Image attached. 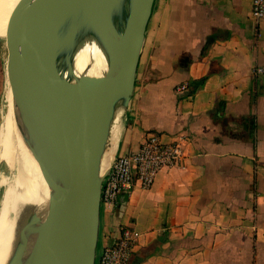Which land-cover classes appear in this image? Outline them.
<instances>
[{
	"label": "crops",
	"instance_id": "obj_1",
	"mask_svg": "<svg viewBox=\"0 0 264 264\" xmlns=\"http://www.w3.org/2000/svg\"><path fill=\"white\" fill-rule=\"evenodd\" d=\"M250 9L251 0L154 1L104 169L147 133L183 135L185 159L101 208L97 250L126 225L139 233L128 264H264V17L254 22ZM204 76L177 98L175 85Z\"/></svg>",
	"mask_w": 264,
	"mask_h": 264
},
{
	"label": "water",
	"instance_id": "obj_2",
	"mask_svg": "<svg viewBox=\"0 0 264 264\" xmlns=\"http://www.w3.org/2000/svg\"><path fill=\"white\" fill-rule=\"evenodd\" d=\"M127 1L123 28L114 14ZM155 0H19L2 39L4 82L28 149L48 188L43 218L20 206L8 264H94L101 172L114 126L127 111ZM79 29L91 30L106 56L99 76L68 81L58 53Z\"/></svg>",
	"mask_w": 264,
	"mask_h": 264
},
{
	"label": "bare ground",
	"instance_id": "obj_3",
	"mask_svg": "<svg viewBox=\"0 0 264 264\" xmlns=\"http://www.w3.org/2000/svg\"><path fill=\"white\" fill-rule=\"evenodd\" d=\"M18 1L0 0V37H4L8 18ZM126 13L127 1L124 2L120 11L114 14L113 21L117 29L123 28ZM55 66L63 77L74 82L81 75H101L106 68V56L94 33L88 29H79L72 47L63 49L58 53ZM8 102L10 112L8 109L6 117L4 110L1 113L4 133L0 160L11 167H13L15 160L17 161L20 185L13 205L10 203L11 190L8 188L5 189L0 201V264H8L15 249L16 233L14 227L22 218L18 208L28 206L35 214L43 218L47 209L49 194L44 179L39 173L37 163L26 145L25 132L14 113L9 90ZM111 138L114 140L113 136ZM12 144L15 145L14 148ZM107 155L108 153L104 154L101 172L107 163ZM10 204L14 210L13 215L10 214Z\"/></svg>",
	"mask_w": 264,
	"mask_h": 264
},
{
	"label": "built area",
	"instance_id": "obj_4",
	"mask_svg": "<svg viewBox=\"0 0 264 264\" xmlns=\"http://www.w3.org/2000/svg\"><path fill=\"white\" fill-rule=\"evenodd\" d=\"M250 14L253 21L258 23L264 17V0H251ZM262 73L260 67L253 69L254 76ZM188 88V82H182L175 91L183 92ZM183 142V135L164 142L157 134L147 133L137 150L118 153L102 179L101 208L108 211L114 209L119 205V199L126 197L136 184L142 189L151 188L161 169L181 167L185 159ZM117 228L113 242L96 251L94 264H128L139 233L126 225Z\"/></svg>",
	"mask_w": 264,
	"mask_h": 264
},
{
	"label": "rangeland",
	"instance_id": "obj_5",
	"mask_svg": "<svg viewBox=\"0 0 264 264\" xmlns=\"http://www.w3.org/2000/svg\"><path fill=\"white\" fill-rule=\"evenodd\" d=\"M3 38V37H0ZM5 54L3 50V44H2V39H0V157H1V150H2V136L4 133V127H3V122L1 118V113L4 110V115H8V109L10 112V105L8 102V88L7 84L4 82V61H5ZM6 88V92H5ZM5 93V96H4ZM3 131V132H2ZM116 134V135H115ZM115 135V136H114ZM113 138L115 139L117 137L116 131L112 133ZM14 144V142H13ZM12 144V145H13ZM15 145H13V148ZM20 176H19V170H18V165L17 161L15 160L13 167L7 166L5 162L0 160V201L2 199L3 193L6 188L10 189V203L13 205V200L17 194V190L20 185ZM10 204V205H11ZM12 205L10 206V214H14V210Z\"/></svg>",
	"mask_w": 264,
	"mask_h": 264
},
{
	"label": "trees",
	"instance_id": "obj_6",
	"mask_svg": "<svg viewBox=\"0 0 264 264\" xmlns=\"http://www.w3.org/2000/svg\"><path fill=\"white\" fill-rule=\"evenodd\" d=\"M205 79H206V77L204 76V77H202V78H200V79H196V80H192V81L188 82V84H189V88H188L186 91H183V92H176V91H175L176 86L179 84V83H178L177 85L174 86V93L176 94V96H177L178 99H181V98H183V97H185V96H187V95H192V94H193L198 88H200V87L203 85ZM255 80H256V79H255ZM181 83H182V82H181ZM254 87H255V88L258 87L256 81L254 82ZM223 105H224L223 102H219V103H218V107H220V108H221ZM0 131H1V127H0Z\"/></svg>",
	"mask_w": 264,
	"mask_h": 264
}]
</instances>
